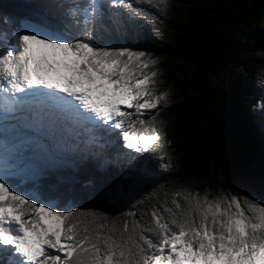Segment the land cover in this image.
<instances>
[{
	"label": "snow or ice",
	"instance_id": "snow-or-ice-1",
	"mask_svg": "<svg viewBox=\"0 0 264 264\" xmlns=\"http://www.w3.org/2000/svg\"><path fill=\"white\" fill-rule=\"evenodd\" d=\"M149 18L130 0L0 3V264H264V175L256 197L252 177L228 167L231 191L176 190L172 207L141 199L139 217L124 213L131 224L116 227L41 198L70 154L104 173L78 194L105 200H125L144 179V153L168 167L159 111H149L166 102L152 87L156 61L104 42ZM114 138L141 156L109 155Z\"/></svg>",
	"mask_w": 264,
	"mask_h": 264
},
{
	"label": "trees",
	"instance_id": "trees-1",
	"mask_svg": "<svg viewBox=\"0 0 264 264\" xmlns=\"http://www.w3.org/2000/svg\"><path fill=\"white\" fill-rule=\"evenodd\" d=\"M130 2L143 7L151 18L107 34L104 42L144 51L156 61L150 65L156 72L152 87L157 94L169 95L168 102L149 111H159L160 127L169 142L170 162L163 161L168 167H158L150 159L145 163L151 154L144 153L137 162L148 169L144 179L125 200H105L78 194L87 180L95 181L104 173L90 158L80 160L74 154L71 167L61 165L52 173L56 189L41 198L52 195L67 199L69 210L104 213L105 226L116 227L123 219L131 224L134 217L124 213L139 217V206L131 205L141 199L146 203L167 200L166 206L172 207L170 193L176 190L231 191L221 179L228 167L250 175V191L259 197L264 175V0ZM114 140L109 155L141 156L123 148L122 138Z\"/></svg>",
	"mask_w": 264,
	"mask_h": 264
},
{
	"label": "rangeland",
	"instance_id": "rangeland-1",
	"mask_svg": "<svg viewBox=\"0 0 264 264\" xmlns=\"http://www.w3.org/2000/svg\"><path fill=\"white\" fill-rule=\"evenodd\" d=\"M168 95L169 94H166V102H168ZM166 102H164V101H162L161 103H166ZM158 106H160V105H158ZM128 111H133L132 109H128ZM121 145H122V147L123 148H125L124 146H123V141L121 140ZM134 151V150H133ZM135 152V151H134ZM75 161V158H74V160H72L71 162H69V163H67L68 164V166H71L72 165V163ZM71 163V164H70Z\"/></svg>",
	"mask_w": 264,
	"mask_h": 264
},
{
	"label": "water",
	"instance_id": "water-1",
	"mask_svg": "<svg viewBox=\"0 0 264 264\" xmlns=\"http://www.w3.org/2000/svg\"><path fill=\"white\" fill-rule=\"evenodd\" d=\"M69 162H71V161H69V160H65L63 163H62V166H68V164L67 163H69ZM74 163V162H73ZM72 163V164H73ZM71 164V163H70ZM72 166V165H71ZM71 166H68V167H71Z\"/></svg>",
	"mask_w": 264,
	"mask_h": 264
},
{
	"label": "bare ground",
	"instance_id": "bare-ground-1",
	"mask_svg": "<svg viewBox=\"0 0 264 264\" xmlns=\"http://www.w3.org/2000/svg\"><path fill=\"white\" fill-rule=\"evenodd\" d=\"M166 95V94H165Z\"/></svg>",
	"mask_w": 264,
	"mask_h": 264
}]
</instances>
